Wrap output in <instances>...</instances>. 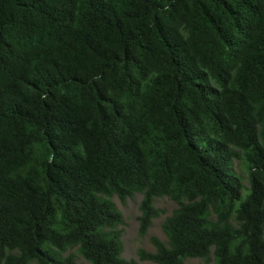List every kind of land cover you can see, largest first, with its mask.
Listing matches in <instances>:
<instances>
[{
	"label": "trees",
	"instance_id": "16d2710c",
	"mask_svg": "<svg viewBox=\"0 0 264 264\" xmlns=\"http://www.w3.org/2000/svg\"><path fill=\"white\" fill-rule=\"evenodd\" d=\"M135 192L141 260L264 264V0H0V264H135Z\"/></svg>",
	"mask_w": 264,
	"mask_h": 264
},
{
	"label": "rangeland",
	"instance_id": "374dc122",
	"mask_svg": "<svg viewBox=\"0 0 264 264\" xmlns=\"http://www.w3.org/2000/svg\"><path fill=\"white\" fill-rule=\"evenodd\" d=\"M234 172L241 178L244 185L245 192L250 188V167L241 154L233 161ZM143 198V192H135L132 196L122 200L118 195L114 194L110 199L115 203L117 208L123 214V223L119 226L122 230V241L124 250L122 257L126 260H133L135 264H158L149 260H141L139 258V251L145 249L147 251H155V246L152 242V237H159L164 242L168 243V235L164 229L165 219L172 215L179 207V203L168 196L157 197L155 199V206L161 210V214L153 220L152 226L144 235L139 233V217L141 214L140 204ZM212 218H216L214 213L211 214ZM73 255L76 264H92L80 252L79 246H71L62 253L63 256ZM186 264H214L215 256L214 249L212 248L207 257H193L186 258ZM30 264H38L37 260L32 261Z\"/></svg>",
	"mask_w": 264,
	"mask_h": 264
}]
</instances>
